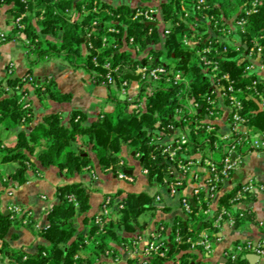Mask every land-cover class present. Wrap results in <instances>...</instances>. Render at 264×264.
I'll return each instance as SVG.
<instances>
[{
	"label": "trees",
	"instance_id": "obj_1",
	"mask_svg": "<svg viewBox=\"0 0 264 264\" xmlns=\"http://www.w3.org/2000/svg\"><path fill=\"white\" fill-rule=\"evenodd\" d=\"M128 1L0 0V7L7 8L13 15L9 22L15 23L14 29L8 34L7 42L18 33L24 34L31 42L28 46L26 44L30 49L29 53H36L41 58H62L73 68H83L90 74L94 71L105 74L103 64L109 59L113 67L118 68L114 73L118 86L124 81L131 83L132 80L126 76L134 75L137 65L147 63V59L143 57L136 60L137 53L130 44L131 38L142 51L157 58V62L171 60L177 69L184 70L192 82L191 96L198 100H202L208 92L209 82L202 74V64L197 53L209 45L219 52L222 69L231 74L238 87L245 89L257 78L254 74L245 73L247 62L240 56L253 46L255 39H259L264 45V39H261L264 37V0H261L258 12L248 18L245 31L239 32V46L223 39L220 30L232 26L251 0H208L211 9L202 14L196 12V16L192 15L190 18H185L184 9L193 11L192 6L197 0H133L135 5ZM94 4L98 6L99 12L86 15L82 13L83 7L92 10ZM139 8L158 9L163 24L148 25L134 20ZM33 11L36 17L35 26L28 23V16L22 19V28L17 25L19 17ZM70 12L74 15L70 16ZM203 15L214 18L210 22L199 21ZM215 23L218 24L216 30ZM168 24L172 26L169 29L170 35L166 37L164 32ZM111 28L119 33L109 32ZM48 37L59 41H51ZM89 43H92L93 48L89 47ZM225 48L227 52H224ZM94 58H97L98 66L93 63ZM30 72L28 70L27 75ZM96 79L99 81L97 84L101 85L102 79ZM5 80L8 87L25 85L22 77H6ZM3 81L0 85H3ZM31 85L35 88V96L40 102L48 97L55 102L71 100V94L60 92L56 83L48 78L40 84L32 81ZM257 87L264 94V82L260 81ZM108 88L112 89L109 86ZM176 91L174 86L159 90L148 99L147 109L140 113L129 110L130 103L126 100L118 102L115 113H104L98 121H90L88 114L75 110L70 120L65 122L61 113L57 112L45 116L43 122L35 124L32 129L34 113L24 110L20 104L25 93L15 89L10 93H0V167L14 165V169L7 174L0 173L4 189L14 184L24 185L30 172L36 173L45 169L57 168L68 176L80 174L93 163L92 154L101 170L112 168L116 175L120 171L132 169L133 166L127 161L137 159L140 168L149 169L151 183L155 177L162 182L167 174V165L163 163L164 159L159 150L151 145V140L158 128L162 131L173 123L171 114L176 104ZM111 97H114L112 92ZM244 108V115L249 118L252 126L264 133V107L261 100L248 94L244 99ZM5 132H8L7 137L3 136ZM12 135L16 142L2 146L1 142ZM195 140L199 142L200 138L196 137ZM132 146L135 147V155L130 153L129 158H125V148ZM122 161H126V165H122ZM5 178H8L7 182H4ZM237 190L238 187L221 195L219 207L213 212L214 217L202 220V224L197 222L196 213L204 210V205L194 206L193 214L186 218L175 217L174 225L167 223L164 234L169 240V252L164 258L151 257L147 264H192L198 257L195 251L206 258L207 254L200 248L194 250L188 244H176V231L180 228L184 238L198 236L205 229H209L211 234L215 233L217 228L213 226L212 219L217 217L221 207L233 212L236 228L242 227L247 221H254L248 210L235 208L230 202ZM58 195L61 202L49 211L48 224L41 228H37L33 218L29 217L30 211H25L20 218H12L10 213L5 215L0 197V264L6 261L7 264H111L109 260L120 255L118 245L131 247L136 237L149 228L159 212L171 211L168 207L157 206L154 202L155 196L146 192L119 190L112 195L114 200L110 214H95L102 219L101 224H97L95 216L90 214L93 207L91 198L82 184L61 186L58 188ZM71 196L76 198L78 205L70 201ZM251 197L252 194H249L243 201L247 202ZM121 204L125 208L118 210ZM25 219L28 223L23 227L42 240L34 252L14 249L7 240L11 228L21 225ZM226 220L228 218L225 216L224 221ZM177 222L178 226L175 225ZM16 238L17 235L12 236V239ZM83 252L87 254L84 255ZM102 256L108 260L103 258L97 262L96 258ZM127 264L143 263L137 259H129ZM199 264L210 263L201 260ZM238 264H247L246 258H242Z\"/></svg>",
	"mask_w": 264,
	"mask_h": 264
},
{
	"label": "built area",
	"instance_id": "obj_2",
	"mask_svg": "<svg viewBox=\"0 0 264 264\" xmlns=\"http://www.w3.org/2000/svg\"><path fill=\"white\" fill-rule=\"evenodd\" d=\"M260 2L261 0H251L245 7L243 14L237 17L232 26L220 30L222 37H228L235 33L239 34V32L243 33L248 18L258 12ZM192 9L193 11L184 9L185 18H190L192 15L196 16V12L202 14L211 9V6L208 0H197ZM97 11V6L93 10L84 9V12L88 14ZM23 18L24 15L17 19V25L21 24ZM213 18L203 15L199 21L210 22ZM134 20H140L147 24H163L160 11L156 8H139ZM94 24L96 25L97 22ZM217 26L218 24L215 23V30L218 29ZM20 27L23 26L20 25ZM169 29L170 27H167L164 32L166 37L170 35ZM109 32L119 33L114 28L109 29ZM7 40L8 35L0 31V46ZM104 42H107V37L104 38ZM26 44L28 46L31 42L27 40ZM130 44L133 45L134 51L137 53L136 60H141L143 57L147 59V63L137 65L134 75L140 76L141 89L138 97L133 100L127 99L130 103L129 110L130 107H133L131 111L134 110L137 113L145 111L148 107V99L155 96L156 92L161 89L167 90L171 86L177 88L176 104L171 114L173 123L162 131L158 128L151 140V145L159 150L160 156L164 159L163 163L167 165V174L162 182L158 181L164 194L170 198H179V208L182 212L181 216L184 218L193 214L194 206L204 205L205 209L196 213L197 222L200 221L202 224V220L214 217L213 212L219 207L218 203L223 187L228 180H231L235 171L241 168L244 156L252 151L264 150V134L261 137H252L247 130L241 129L247 127L250 121L244 115V99L247 98L248 94L257 96L264 105V95L257 87L261 79L254 73L256 65L264 68V45L260 43L259 39H255L253 46L245 53L244 61L247 62L245 73L257 76L253 83L246 86L245 89L238 87L231 74L222 69L219 62V52L214 50L211 45L199 50L197 56L202 64V74L208 79L209 90L202 100H198L191 96L192 82L184 70L177 69L174 63L171 65L167 62H157V58L136 46L133 38L130 39ZM89 47L93 48L92 43H89ZM224 52H227V48L224 49ZM27 53H29L28 49ZM93 63L96 66L99 65L97 58L93 59ZM103 68L106 70L105 74L93 72V81L98 83L96 78H101V85L111 88L120 87V90L127 94L129 82L124 81L118 86L114 75L118 68L113 67L111 60H106ZM32 81L34 79L31 75L22 77V82L25 84ZM14 89L20 91L21 87L12 88L0 85V93H10ZM20 104L23 105L24 110H27L26 99H21ZM167 130L169 132H166ZM196 137L200 138L199 142L195 140ZM126 163V161L121 162L122 165H126ZM111 170L112 168L109 169V171ZM130 171L134 172L131 168L120 171L118 177L129 183H134L136 178L133 174L128 173ZM141 172L144 176L149 177V169L141 168ZM7 181L8 178H5L4 182ZM190 186H193L192 193L188 195L185 190ZM237 187L236 194L230 200L233 205L247 199L249 194L264 193V183L255 180L247 181ZM12 194L13 190H8V195L11 196ZM154 196V202L157 206H166L164 196L161 193ZM43 199L46 197L44 196ZM191 200H194L195 203L193 204ZM70 201L78 205L74 196H71ZM112 204V197H106L99 212L105 216L109 215ZM124 208L123 204L118 206V210ZM8 212L12 218H16V216H21L24 213V209L11 203L8 206ZM31 215L32 212H29V216ZM225 216L235 225L233 212L221 207L217 217L212 219L214 221L213 226L219 229ZM95 220L97 224H101L102 219L99 215L95 217ZM167 223L174 225V220L171 223L167 221L155 222L154 228H148L146 239L138 236L129 248L132 249L129 251L130 256L143 264H147V260L154 256L166 257L169 252L167 246L169 240L164 234ZM175 225L178 226L179 222ZM36 227L38 228V226ZM208 232L210 230L205 229L198 236L184 238L180 228H177L174 241L178 245L188 244L191 249L201 248L203 251L210 252L212 251V240ZM251 250L264 256V242L240 243L228 250L225 255L229 264H238L246 252ZM116 259L119 260L118 257Z\"/></svg>",
	"mask_w": 264,
	"mask_h": 264
},
{
	"label": "crops",
	"instance_id": "obj_3",
	"mask_svg": "<svg viewBox=\"0 0 264 264\" xmlns=\"http://www.w3.org/2000/svg\"><path fill=\"white\" fill-rule=\"evenodd\" d=\"M12 19L13 15L7 11V8L0 7L1 32L6 34H10L12 32L15 27L14 22H9V20ZM42 37L47 39L44 36ZM48 38L51 41H58V39H53L52 37ZM223 39H226L229 43L236 46H239L241 43V37L238 33L231 34V36L228 37H223ZM9 44L10 42L0 46V82L6 77L12 78L17 76L18 78L21 74H24L26 70L28 71L31 69L29 75L33 77L37 84H40L44 79L48 78L49 81L52 80L56 83V88L60 92L71 94V100L67 102H55L52 101L50 97H48L47 100L40 102L35 96V88L31 84L27 83V110H31L34 113V124L31 126V129L34 128L35 124L43 122L45 116L52 113L60 112L63 120L68 122L71 118L72 112L75 110H81L88 114L90 121H98L104 113L116 112L118 100L111 97V89L104 85L95 83L92 79V74H90L87 70L83 68L74 69L72 66L66 64L65 60L60 58L57 60L47 58L39 62L36 56V65H28L25 67L21 62L19 63L20 66L18 68L16 63L13 64ZM19 54L22 58H25L21 50ZM240 57L244 61L245 54H242ZM31 61L33 60L27 59V63ZM254 73L259 79H261V81L264 82V68H260L259 65H256ZM140 89L141 82L139 80L129 83L127 88L128 99L133 100L138 97ZM262 106L264 107L263 104ZM241 129L247 130L252 137H261L264 134L259 129L252 126L250 121L247 127ZM15 142L16 138L12 135L1 143L2 146H7L14 144ZM92 161L93 163L90 166L84 168L80 174L74 176L65 175L57 168H51L38 171L36 173L30 172L28 175V181L21 186L14 184L13 186L10 185L8 188L4 189L0 181L2 211L4 213L8 211V206L11 203L17 204L24 209V212H32L31 217L35 221L36 226L41 228L47 226L48 224L47 215L49 211L61 202L58 195V188L61 186L75 183L82 184V186L88 191L91 198V204L93 207L90 214L94 216L98 213L105 198L110 194H114L119 190H123L125 192H145L142 186L138 191L130 189L131 185L138 182L137 179L134 183H129L119 179L116 174L110 172L109 170H101L94 154H92ZM132 166L134 171L132 174L136 178L135 168L139 166ZM2 167L3 166H1L0 169ZM10 170L11 169H8L7 172ZM250 180L264 183V150L252 151L244 156L241 168L235 171L231 180L226 182L221 195L231 192L240 184ZM119 181L123 182L125 185L123 186L118 184ZM141 185L155 187L157 189L155 195L161 193L164 196L165 207H168L171 210L167 213L159 212L157 217L150 224L149 229L154 228L155 222L167 221L171 223L175 217L182 215L181 209L179 208V198H170L164 194L158 180L156 182L153 180L151 183L149 181V177L145 176L144 182H142ZM192 188L193 186L188 187L185 190V193L191 195ZM8 190H13V194L11 196L8 195ZM102 195L103 197H101ZM44 196L46 199H43ZM233 207L241 210H248V213L253 215L254 221H247L242 227L236 228L229 220H226L221 224V227L217 229L215 233L211 234V232H208L212 240V251H204L207 254L206 258H203L197 251H195V254L198 257L193 263L199 264L201 260H206L210 264H228L225 254L237 244L248 241H252L254 243H258L260 241L264 242V193L253 194L249 201H241L237 205H233ZM20 217L21 216H19V218ZM27 223L28 220L25 219L21 225H14L9 231L7 240L14 249H24L28 252H34L37 244L42 240L23 227ZM149 229L141 232L139 236L146 239ZM13 235H17V238L12 239ZM131 250L132 249L129 251ZM244 257L246 258L247 264H264V256L257 254L254 250L246 252ZM129 259L134 258L129 255L125 263L121 262L120 264H127ZM7 263L8 261L1 264Z\"/></svg>",
	"mask_w": 264,
	"mask_h": 264
},
{
	"label": "rangeland",
	"instance_id": "obj_4",
	"mask_svg": "<svg viewBox=\"0 0 264 264\" xmlns=\"http://www.w3.org/2000/svg\"><path fill=\"white\" fill-rule=\"evenodd\" d=\"M26 1V0H25ZM76 1H80V0H76ZM130 4H132V5H135V2L133 1V0H129L128 1ZM97 4V3H96ZM96 4H94V7L95 6H97ZM154 4H156V3H154ZM153 6V5H152ZM97 8H98V6H97ZM83 9H85L84 7L82 8V13L83 14H88V13H86V12H84V10ZM86 10V9H85ZM93 10V9H92ZM97 12H99V10L97 11ZM34 13V11L32 12V13H26V14H24V18L26 17V16H28V23H33L34 24V26L36 25V17H35V15L33 14ZM70 16H72V15H74V13L73 12H70V13H68ZM90 14V13H89ZM8 35V34H7ZM18 39H16V38ZM43 38V37H42ZM52 39V38H51ZM13 40H15V41H13ZM53 40V39H52ZM53 41H55V40H53ZM58 41H59V39H58ZM57 41V42H58ZM10 42V44H9V47L11 48V57H12V61H13V64H17V67L19 68V66H20V64L19 63H21L22 62V64L25 66V67H27L28 65H31V66H34V65H36L35 64V56L38 58V60H39V62L40 61H42V60H44V59H47V58H41V57H39L36 53H27V47H26V43H27V39L24 37V34H17L16 36H14L13 37V39L12 40H9L7 43H9ZM6 44V43H5ZM231 44V43H230ZM16 45V46H15ZM45 47H47V44L46 43H44L43 44ZM20 50H21V52H22V54L24 55V57L25 58H22V56L19 54V52H20ZM29 51H30V49H28ZM27 59H32L33 61H31V62H28L27 63ZM53 59H59L58 57H54ZM60 59H62V58H60ZM64 60V59H63ZM66 62V64H68V65H70V63L68 62V61H65ZM169 63V64H171L172 65V61L171 60H165V63ZM71 66V65H70ZM75 69V68H74ZM31 70V69H30ZM85 72H87V71H85ZM24 75H27V70H26V72L24 73V74H21V76L20 77H22V76H24ZM136 76V75H135ZM28 84H32V82H30V83H28ZM3 85H6V80L4 79V81H3ZM20 91H23L24 93H25V95L22 97V99H26L27 100V82H26V84L23 86H21V90ZM111 92L113 93V95H114V97L113 98H116L117 100H118V102H125L127 99H128V95L127 94H124L121 90H120V87H117V88H115V87H113L112 89H111ZM133 107H130V110L132 109ZM2 130H1V127H0V132H1ZM8 132H5V133H3V136L4 137H7L8 135ZM15 138V137H14ZM134 146H132V147H126L125 148V151H124V154H123V156L125 157V158H129V156H130V153H133L134 152ZM218 158H219V156H217ZM135 161V162H134ZM129 162V164H132V165H134V166H138V161H137V159L136 160H131V161H128ZM132 165H130V166H132ZM8 169H14V165L13 164H10V165H5V166H3L1 169H0V173L1 174H6L7 173V170ZM110 172H112V170L110 171ZM135 175H136V179H137V183L136 184H134V185H131V187H130V189H133V190H136V191H138L139 189H140V187L142 186V188H143V190L146 192V193H148L149 195H151V196H154L155 195V193L157 192V189L155 188V187H150V186H147V185H141V183L142 182H144V179H145V176L142 174V172H141V170H140V167H136L135 168ZM117 176H118V173H117ZM120 179V178H119ZM124 181V180H123ZM125 182H128V181H125ZM118 184H120V185H125L123 182H120L119 181V183ZM148 185H150V184H148ZM115 194V193H114ZM113 194H110V195H108L107 197H112V199L114 200V198H113V196H112ZM101 197H103V195L101 196ZM102 205V204H101ZM99 212V211H98ZM94 216V215H93ZM97 215H95V217H96ZM17 217H19V215L18 216H16V218ZM117 246V245H116ZM118 248H119V257H118V261H117V259L115 258V259H111V260H109L110 262H111V264H120L121 262H123V263H125V261H126V259H127V257L130 255L129 254V248L130 247H128V246H124V247H120L119 245H118ZM83 254L84 255H86L87 254V252H83ZM104 258V259H103ZM108 260L107 258H105V256H102V257H98V258H96V261L97 262H99L100 260ZM96 262V263H97ZM122 263V264H123Z\"/></svg>",
	"mask_w": 264,
	"mask_h": 264
},
{
	"label": "water",
	"instance_id": "obj_5",
	"mask_svg": "<svg viewBox=\"0 0 264 264\" xmlns=\"http://www.w3.org/2000/svg\"><path fill=\"white\" fill-rule=\"evenodd\" d=\"M148 25H155V23H151V24H148ZM167 27H168V28L171 27V24H168ZM16 78H17V76L12 77V79H16ZM126 78H127V79H130V80H132V81H138V80L140 79V76H135V75H132V74H128V75L126 76ZM132 155L134 156L135 153L133 152ZM143 160H144V157L141 158V161H143ZM128 173H129V174H132L131 171L128 172ZM153 180H154V182H156V181H157V177H155ZM191 202L194 204V200H191ZM4 214H5V215H8L9 212L6 211ZM192 264H195V263H192Z\"/></svg>",
	"mask_w": 264,
	"mask_h": 264
}]
</instances>
